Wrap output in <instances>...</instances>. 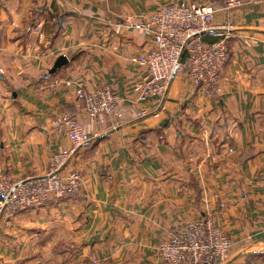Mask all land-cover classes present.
I'll list each match as a JSON object with an SVG mask.
<instances>
[{
  "label": "crops",
  "instance_id": "1",
  "mask_svg": "<svg viewBox=\"0 0 264 264\" xmlns=\"http://www.w3.org/2000/svg\"><path fill=\"white\" fill-rule=\"evenodd\" d=\"M191 1L0 0V173L43 175L71 147L61 114L96 137L62 171L81 174L77 194L0 220V264H158V243L198 218L231 239L224 264H264V6L215 15L229 52L209 95L183 74L166 96L132 92L145 69L131 57L152 45L143 19ZM66 81L113 89L122 119L88 118Z\"/></svg>",
  "mask_w": 264,
  "mask_h": 264
},
{
  "label": "built area",
  "instance_id": "2",
  "mask_svg": "<svg viewBox=\"0 0 264 264\" xmlns=\"http://www.w3.org/2000/svg\"><path fill=\"white\" fill-rule=\"evenodd\" d=\"M264 6V0H193L187 3L167 2L143 19L141 26L150 33L152 45L131 60L144 67L145 74L132 85L138 102L162 97L172 76L183 74L206 95L218 88L228 61L229 48L223 27L214 24L218 13H227L244 6ZM218 30L216 39L206 41L201 33ZM33 31L41 40V24ZM180 61L182 45L191 36ZM72 86L76 107L90 119L104 122L122 119V97L110 87L86 90L79 82L66 81ZM143 114V111L140 112ZM53 125L70 140L69 149H61L49 160L46 172L37 177L13 178L0 173V220L21 211L44 205L50 198H64L78 193L81 174L78 171L62 173V165L73 151L91 138L86 126L68 114H61ZM60 169V170H59ZM106 172V171H104ZM109 176V174H106ZM232 241L209 218L188 221L157 247L158 264H224ZM93 264H101L94 259Z\"/></svg>",
  "mask_w": 264,
  "mask_h": 264
},
{
  "label": "water",
  "instance_id": "3",
  "mask_svg": "<svg viewBox=\"0 0 264 264\" xmlns=\"http://www.w3.org/2000/svg\"><path fill=\"white\" fill-rule=\"evenodd\" d=\"M218 30H209V31H206V32H203V33H201V35H203V34H207V33H212V34H215L216 32H217ZM198 35H193V36H191V37H189L185 42H184V44L182 45V48H181V52H180V55H179V59H178V61H180L181 59H182V57H183V55H184V52H185V48H186V46H187V43L190 41V40H192L193 38H195V37H197ZM67 62V59H66V57H64V56H59L56 60H55V62L53 63V65H52V67H51V69H49V74H52V73H54L57 69H59L63 64H65ZM174 74H172V76H171V78H170V80H169V82H168V84H167V87H166V90H165V92H164V94H163V96H166L167 95V93H168V90H169V88H170V85H171V83H172V81H173V79H174ZM159 110V107H158V109H157V111ZM153 113H150L149 115H144V116H142V118H145V117H148V116H150V115H152ZM128 123H126L125 125H122V126H120V127H118L117 129H119V128H121V127H123V126H126ZM96 138V137H95ZM95 138H90V140H93V139H95ZM90 140H88V141H90ZM88 141L87 142H85V143H83V144H81L80 146H78L74 151H73V153L70 155V157L65 161V163L62 165V167L61 168H63L68 162H69V160L73 157V155L78 151V149L80 148V147H82L83 145H85L86 143H88ZM60 170V169H59Z\"/></svg>",
  "mask_w": 264,
  "mask_h": 264
},
{
  "label": "trees",
  "instance_id": "4",
  "mask_svg": "<svg viewBox=\"0 0 264 264\" xmlns=\"http://www.w3.org/2000/svg\"><path fill=\"white\" fill-rule=\"evenodd\" d=\"M212 36H215L214 34H212V33H207V34H203L202 35V38L203 39H206V37H212ZM215 40V39H214ZM207 41H213V40H207Z\"/></svg>",
  "mask_w": 264,
  "mask_h": 264
}]
</instances>
